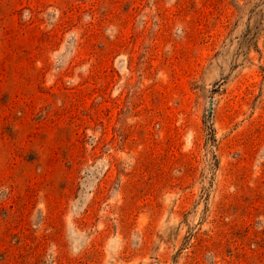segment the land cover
Here are the masks:
<instances>
[{"label":"rangeland","instance_id":"rangeland-1","mask_svg":"<svg viewBox=\"0 0 264 264\" xmlns=\"http://www.w3.org/2000/svg\"><path fill=\"white\" fill-rule=\"evenodd\" d=\"M0 264H264V0H0Z\"/></svg>","mask_w":264,"mask_h":264},{"label":"water","instance_id":"water-1","mask_svg":"<svg viewBox=\"0 0 264 264\" xmlns=\"http://www.w3.org/2000/svg\"><path fill=\"white\" fill-rule=\"evenodd\" d=\"M211 108H212V99H209V101H208V112L211 111Z\"/></svg>","mask_w":264,"mask_h":264}]
</instances>
